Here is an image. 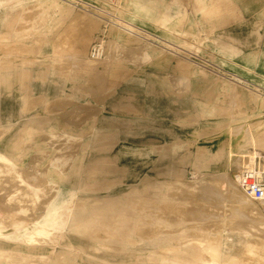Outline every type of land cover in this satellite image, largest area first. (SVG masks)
I'll use <instances>...</instances> for the list:
<instances>
[{
  "label": "crops",
  "instance_id": "obj_1",
  "mask_svg": "<svg viewBox=\"0 0 264 264\" xmlns=\"http://www.w3.org/2000/svg\"><path fill=\"white\" fill-rule=\"evenodd\" d=\"M176 1L151 0L150 16L157 23L136 19L153 26L151 30L124 22L151 34L159 42L153 46L160 50L167 42L187 51L191 40H200L207 30L195 31L199 20L188 18ZM226 1L231 3L228 8L234 5L244 16L260 20H254V26H263L257 42L261 46L247 50L243 47L252 39L248 36L241 41L235 33L221 42L207 35L203 40L215 43L221 53V61L212 65L264 94V0ZM198 2L204 3L196 10L201 20L208 3ZM76 4L82 7L76 8ZM104 5L101 0H0V32L7 27L12 36L0 39V264H82L80 255L86 256L83 264H91V257L111 256L107 244L128 236L91 232L93 225L111 217L97 210H105L114 199L152 190L163 180L184 178L193 169L196 154L188 158L184 145L191 143L193 130L201 135L203 119L199 116L213 109L200 98L176 95L187 91V77L173 80L162 76L161 70H169L176 56L142 52L135 63L153 64L130 73L117 57L91 66L85 55L90 58L103 28L112 27L104 24L96 32L91 17L115 16L116 12L115 7ZM43 18L47 19L44 25L39 23ZM184 24L187 29L182 28ZM44 30V36L30 35ZM259 30L254 27L251 34ZM178 59L176 67L184 75L188 67L197 66ZM45 63H50L47 72L43 71ZM112 65L120 67L113 69ZM196 74L224 90V83L212 74L197 70ZM28 77L35 78L20 83ZM30 89L33 100L20 101V95L24 98ZM6 106L11 107L7 116L2 115ZM34 111L38 112L31 114ZM191 118L196 122L186 121ZM25 119L28 123L17 131L16 126ZM122 186L128 188L112 193ZM116 207L130 206L120 200ZM74 239H84L86 247L75 244Z\"/></svg>",
  "mask_w": 264,
  "mask_h": 264
},
{
  "label": "rangeland",
  "instance_id": "obj_2",
  "mask_svg": "<svg viewBox=\"0 0 264 264\" xmlns=\"http://www.w3.org/2000/svg\"><path fill=\"white\" fill-rule=\"evenodd\" d=\"M104 1L105 0H101V2L105 4L104 6H106L107 8L108 6L115 7L118 14L116 12H113V15H115V17H119L125 22H129L135 26L137 25L139 27L147 28V30H151L153 26L146 24H150L154 21L157 23V19H154L150 16L151 0ZM108 1L110 2V4L108 3ZM112 2H116L118 4L117 7L112 6ZM176 2L182 6V11H184L188 15V18L196 20L195 22H198L199 20L198 25H195L194 27L195 31H199L200 29L207 30V32L200 34V40H191L192 45L186 48L187 51L173 44H168L167 42H163L164 45L160 47V50L153 46L158 45L159 42L155 40V38L151 34L145 33L142 30L137 29L136 27L128 26L124 30L118 29L116 27H104L101 33H109L110 30V33L113 34L114 29H117L115 30V34L111 35V41L116 43V47L114 50L113 48H111V50L108 49V47L106 46V42L108 43L109 40L107 39V36L101 34L102 38L106 40V58L108 56L107 59L105 58L106 60L104 59V62L110 61L109 59H111V61H114L113 57H117L118 61H122V63H125L127 65L129 73L134 72V70H138L140 67L146 68L153 64H151V61H143L139 64L135 63L136 57L141 55L142 52H145L147 53V55L152 56L158 54L165 57L176 56L180 59L187 60L192 64L195 63V65L197 66L192 65L191 67H188V69L186 70V75H184L176 67L179 59L173 58V60L175 61L171 64L172 67L169 70H161V73H163L162 76L173 80L177 79V77H180L181 75L187 77V91L182 93L177 92L176 95L184 96L185 93L190 95V97L200 98L208 104L209 109L213 110L209 111L206 116L205 114H201L199 116V118L203 119L201 135L199 136V132L193 130V138L191 139V143H189L190 145L188 143L184 145L186 153H188V158H190L189 155H191L192 157L193 152L194 154H196L195 156H193L194 159L191 162V164L193 165V169L189 173V175L184 178H176L174 180H163L156 183L155 187L152 190L143 191L142 193L138 192L131 194L128 197L114 199L112 200L111 205H107L105 210L103 208L97 210L101 213L106 212V214L110 215L111 217L109 219H105L106 221H101L102 223H99L98 225H93L91 232L95 233V231L102 230L114 234L122 233L126 234V236H128V239L121 241L113 240L112 242H110V244H107V247L105 246L106 250H112L111 256L103 257L102 255V257L100 256L98 258H103L108 262L104 263L96 257H91V264H176V262H174V260H171L170 257H172L173 259H176L175 257H177V259H179L180 261H187V259L189 258L182 256V252H180L179 249H177V251L175 252L167 251L164 253L161 251V248L165 247L164 249H166L167 246L171 245V242H174V236H171L172 238L169 237V241H165L163 239L143 240L142 238H139L138 235H136V230L139 227H145L148 225H150L152 228L158 227V211H160L161 207L166 204L163 202L168 200L176 201L177 198L181 199V197L183 196L182 191L186 189L183 184H191L195 187H198V184L200 182L206 183L209 180L211 181L216 176V173L221 170H227L228 173L232 176H237V173L241 170V168L236 166L233 161L227 162L228 164L223 162L224 158L221 157L223 154H220V152L223 153V150L225 151L226 147L224 143H226L227 141H229V143L234 146H238V153L241 157H246L248 155H251L252 159L257 156L264 157V137L259 135V130L264 126L263 92L249 87V85L246 83L237 84L234 81H227L226 79H231V77H228V74L226 72H222V69L217 67V70L215 69L216 66L212 65L213 63L218 64V62L221 61L220 49L215 43L203 40L207 37V35H209L211 36V38H214V36L218 37V41L220 42L221 39L229 41L228 35L232 36V34L230 33H235L241 41H244V39L248 36L252 39L251 43L249 45H245L243 48L247 50L256 49V47L261 46V44L257 42L259 40L260 34H263V26H254V20H260L256 18V16H244L242 14L241 8H238L234 5L228 8V4L231 5V3L226 0H207L208 8L203 9V11L201 10V16L203 17L200 20L198 19L196 10L200 9L199 7L203 6L204 3L202 4L198 2V0H177ZM223 8H225V10ZM20 12L21 11H19L18 13ZM137 17L143 18L146 24H144L143 22H138V20H136ZM17 18L18 15H16V19ZM46 20V18H43L39 23L44 25ZM11 23H14V20H12ZM104 24L105 23L102 18L95 19L91 17V27L96 32ZM254 27L260 30L257 31L258 34L252 35L251 32L253 33L252 29H254ZM182 28L187 29V25H182ZM46 32L47 31L44 30L41 31V33L37 32L36 34L32 32V34H30L28 32V34L33 36H44L46 35ZM9 33L8 28L5 27L0 32V39L1 37H8L10 39V37L12 36ZM165 36L166 38L169 37L167 34ZM100 38L101 37L97 38L98 41ZM169 38L174 40L172 37ZM129 49L138 50L139 52L134 58H130ZM99 50L100 47H98L97 50H94L97 52V55H99ZM200 64L204 65L205 67H201ZM49 65L50 63H45L44 67L42 66L44 68V72L49 71V69L47 68ZM18 67H20L21 71H23V64L19 63ZM117 67L119 68L120 66L112 65L113 69ZM196 70L212 74L213 78L224 83V90H221L219 88L216 89V84H210L211 81H209V79H205L207 77L198 76L196 74ZM194 74H196V78L198 79L196 83H194L192 79V77H194ZM17 76L20 77V73L18 72V70ZM45 77V75L42 76L41 82H44ZM235 78L233 77L232 79ZM32 79L28 77V79L26 78L25 80L19 81L20 83L22 81L28 84ZM228 88L230 89V91H228ZM23 99H25L28 103L33 100V92L31 89L25 94L24 98H21L20 95V101ZM9 105H11V103H9ZM40 108L38 107L37 109ZM37 112L38 111H34L31 114L35 115V113ZM10 113L11 107L10 109L7 108V106L3 108L2 115L7 116L10 115ZM205 117L206 122H204ZM43 118L44 117L42 116V123L43 120H45ZM186 121L190 123L196 122L194 118ZM26 123H28V119L21 121L16 126V130L19 131ZM44 125L45 126L43 129H45L47 123L44 122ZM1 127L5 126L1 125ZM238 129L239 131H237ZM222 143L223 145L220 147V144ZM104 145L110 146L109 144ZM220 148H222V151H220ZM43 150L48 151L49 148H44ZM49 158L47 157L45 162H48ZM225 187L226 185L224 186V188ZM127 188L128 186L117 187L112 193L115 194L120 190L124 191ZM170 193H173L174 197H170ZM194 197L195 196L191 197L192 201L196 200V197ZM205 197L207 198V195L201 196L200 199L204 201ZM120 200L127 201L130 207L127 209H121V207L117 208L116 202ZM109 206H111V208H109ZM2 216L3 213L0 210V217ZM191 224L198 227L196 231L198 229V231H201V223L193 222ZM183 225L187 226L190 224L188 222H182L181 225L177 224L178 232L176 234L180 235ZM227 225L228 224L226 220L223 222L221 229V231H223V257L224 259H227V263L264 264V246H262L259 239L253 236L246 237L243 233L228 229ZM133 238H136V241ZM130 239H132V241ZM73 241H75V244L86 247V241L84 239H74ZM119 243H121L122 245H119ZM182 244V248L184 250L189 247L188 243ZM97 252H100V250ZM116 253H119V255ZM79 258L82 264L84 263L83 260H87L86 257L82 255H80Z\"/></svg>",
  "mask_w": 264,
  "mask_h": 264
},
{
  "label": "bare ground",
  "instance_id": "obj_3",
  "mask_svg": "<svg viewBox=\"0 0 264 264\" xmlns=\"http://www.w3.org/2000/svg\"><path fill=\"white\" fill-rule=\"evenodd\" d=\"M112 5L115 6L116 2H112ZM75 7L80 8L82 6L76 4ZM110 19L113 21H111ZM102 20H104V23L106 25L112 26L114 28L116 27L121 30H124L127 27V25L123 20L112 15L110 16L105 15L104 17H102ZM115 30L117 29H114L113 34H115L116 32ZM101 34L107 36V39L109 41L107 43L106 40L102 38L101 35L99 41L97 39L95 45L94 46L92 45L93 47L91 48L89 54L90 58H87V55H85L86 59H92L91 64L90 62H88L91 66H93L92 64L98 65L97 63L100 62L102 63L108 58V56L106 58V51H107L106 46L108 47L109 50H111L110 46L113 43L111 41V35L113 34L110 33V30L109 33L104 32ZM105 42H106V46H105ZM98 47H100L99 55H97V52L94 51L97 50ZM115 47L116 46L114 45L113 50L115 49ZM129 50H130L129 51L130 58H134L139 52L138 50H134V49L133 50L129 49ZM98 71L96 70V72ZM99 74L101 76L102 73L100 72L98 73V75ZM230 80L234 81L237 84H243V81L241 82L237 77L235 79H230ZM112 81L114 82V80ZM97 87L98 85L96 86V88ZM74 112H76L75 114H77V111ZM237 131H239V129ZM259 135L264 137V126L259 130ZM224 144L226 147L225 151L223 150V153L220 152V154H223L221 156L222 158H224L223 162L227 163L229 161H233V163L236 166L240 167L241 169L244 167H248L254 163L256 157L254 159L251 158V155H248L246 157H241L238 153V146L236 145L234 146L230 144L229 141H227ZM222 145L223 143L220 144V147ZM220 151H222V148H220ZM239 172L237 173V176L236 175L232 176L231 174L228 173L227 170H221L216 173V176L211 181L209 180L206 183L200 182L198 184V187H195L191 184H183L186 187V189L183 188L184 189L182 191L183 196L182 197L180 196L181 199L177 198L176 201L168 200L163 202L166 204H164V206L161 207V210L158 211L159 212L157 218L158 227L152 228L150 225L145 227H139L136 230L137 235L139 236V238H142L143 240L163 239L165 241H169L170 240L169 237L174 236L175 237L174 242H171V245L167 246L166 249H164L165 247L161 248V251L164 253L167 251L175 252L177 251V249H179L180 252H182L181 253L182 256L188 257L190 259V260L187 259V261L184 260L180 261L179 259H177V257H175L176 259L170 257V259L174 260L176 264H228L227 259H224L223 257V249H222L223 231H221L223 222L226 220L228 224L227 225L228 229L243 233L246 237L253 236L255 238H258L262 246H264V202H257L253 200L241 190L238 184ZM225 185L226 187L224 188ZM23 194L24 193H22L21 195ZM173 195H174L173 193H170V197H174ZM203 195H207V198L205 197L206 200L204 198V201L200 199L201 196ZM192 196L196 197L195 201H192L191 199ZM182 222H188L190 225L187 226L183 225L180 235H178L176 234L178 232L177 224L181 225ZM193 222L201 223L200 226L201 231H198L199 229L196 231L198 227L192 225L191 223ZM182 243H188L189 247L184 250L182 248L183 247ZM101 259L103 260V258ZM19 264H25V263L19 262Z\"/></svg>",
  "mask_w": 264,
  "mask_h": 264
},
{
  "label": "built area",
  "instance_id": "obj_4",
  "mask_svg": "<svg viewBox=\"0 0 264 264\" xmlns=\"http://www.w3.org/2000/svg\"><path fill=\"white\" fill-rule=\"evenodd\" d=\"M238 184L248 197L264 202V157L257 156L252 165L240 170Z\"/></svg>",
  "mask_w": 264,
  "mask_h": 264
}]
</instances>
